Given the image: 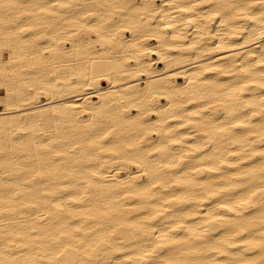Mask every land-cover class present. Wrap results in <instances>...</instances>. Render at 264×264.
<instances>
[{"label":"bare ground","instance_id":"6f19581e","mask_svg":"<svg viewBox=\"0 0 264 264\" xmlns=\"http://www.w3.org/2000/svg\"><path fill=\"white\" fill-rule=\"evenodd\" d=\"M0 264H264V0H0Z\"/></svg>","mask_w":264,"mask_h":264},{"label":"rangeland","instance_id":"374dc122","mask_svg":"<svg viewBox=\"0 0 264 264\" xmlns=\"http://www.w3.org/2000/svg\"><path fill=\"white\" fill-rule=\"evenodd\" d=\"M103 84L105 85V83H103ZM34 175H36V173H35ZM45 175H46V173H45V172H43V173H41V175H40V176L44 177Z\"/></svg>","mask_w":264,"mask_h":264}]
</instances>
